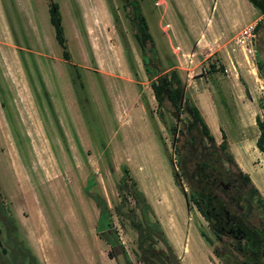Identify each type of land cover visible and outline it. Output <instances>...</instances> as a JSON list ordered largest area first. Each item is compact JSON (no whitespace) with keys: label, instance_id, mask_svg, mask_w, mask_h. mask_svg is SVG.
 <instances>
[{"label":"rangeland","instance_id":"rangeland-1","mask_svg":"<svg viewBox=\"0 0 264 264\" xmlns=\"http://www.w3.org/2000/svg\"><path fill=\"white\" fill-rule=\"evenodd\" d=\"M216 1L218 8L212 1L195 9L189 0H139L156 47V55L148 48L145 55L158 75L175 64L182 80L188 79L184 101L199 108L208 126L214 127L217 120L233 145L237 164L252 179V169L264 171V153L256 146L260 133L256 117L264 121V73L256 66L258 60L264 62V19L255 28L253 45L237 43L241 29L260 14L248 0ZM52 3L61 15L68 61L50 22ZM112 3L134 56L136 78L106 0H0V212L13 220L35 264H116L107 255L109 244L96 231L99 209L84 193L94 179L91 190L105 197L131 262L144 264L138 259L133 217L128 212L122 227L114 211L120 202L116 186L122 178L120 165L127 162L134 174L138 165L144 168L137 175L151 196L161 190L171 206L181 207L174 239L181 249L186 243V253L179 257L182 263L225 264L216 249L224 256L229 251L239 260L249 255L255 264H264V247H259L264 245V231L245 228L247 245L225 237L223 244L194 204L200 140L206 145L209 141L200 127L190 125L185 109H180L177 121L173 114L177 109L167 100L160 119L135 37L132 7L124 0ZM212 13L215 19L210 22ZM191 23L202 37L198 56L190 54L195 46ZM206 34H212V43ZM75 72L79 77L73 82ZM174 125L175 134L170 131ZM182 130L193 137L192 143L183 144ZM247 141L253 145L249 155L244 152ZM214 148L212 144L207 151L213 155ZM212 157L236 170L223 151ZM172 167L184 193L174 181ZM128 204L134 206L131 196ZM8 226L0 222L4 245L5 235L13 232Z\"/></svg>","mask_w":264,"mask_h":264},{"label":"trees","instance_id":"trees-1","mask_svg":"<svg viewBox=\"0 0 264 264\" xmlns=\"http://www.w3.org/2000/svg\"><path fill=\"white\" fill-rule=\"evenodd\" d=\"M248 1L253 5V7L259 12L260 15L264 14V0ZM106 2L120 42L122 44L123 52L129 65L130 71L136 78L137 72L134 63V56L123 30L119 15L112 3V0H106ZM124 2L125 5L129 4L132 7V14L137 30V32L135 33V37L142 53L144 69L149 74L150 86L158 103L157 114L160 116V119H162L161 108L165 105L166 100L170 101V104L176 107L177 114L180 113L181 108L185 109L187 113L186 119H189L188 121L190 125L200 127L202 137L208 139V141L215 146L214 149L218 153L220 152V150L224 152V159L228 163L234 165L236 171L240 176L242 184L244 186H248L249 190L247 189V194L249 195V197H253L258 206L264 211V197L260 194L259 189L253 183L250 176L246 172H244L235 161L233 155L229 150L228 141L226 139L224 131L221 130L223 139L219 144H217L199 108L195 104L187 102L186 100L184 101L183 107L179 105L181 94L185 90V83L182 80L175 64H170L168 72H165L162 75H158L157 69L155 68V66H153L150 58L146 57V48H148L152 53H154V55H156V47L153 36L149 30L146 17L143 15L141 7L139 5V0H124ZM49 17L50 22L54 27L55 38L61 48L62 56L65 60L68 61L70 59V55L66 45L63 26L60 22L61 15L56 3H52L49 6ZM261 19H264V16ZM260 23L261 20L257 23L256 29L259 28ZM256 66L260 72L264 73V62L262 60H258L256 62ZM78 77V72L72 73L73 82H75ZM1 104L2 106H4V103L2 101ZM145 105L147 108L148 103ZM256 122L260 128V133L256 139V146L262 153H264V121H261L257 116ZM176 130V125L171 126L170 131L173 134L176 133ZM157 134L159 139L161 140L158 131ZM181 135L184 136L183 144L185 143V141L192 143L193 137L190 136L188 138L187 132H184L182 130ZM177 138L178 137L173 139L175 140V146ZM162 144L164 143L162 142ZM164 151L168 155L167 149H165ZM168 158L169 162L173 164L172 157L169 156ZM210 163L211 162H209V165ZM204 165L206 167L207 163H204ZM120 168L122 170V178L116 183L120 202L115 205L114 211L120 218V224L122 227L124 226L123 217H125V215L127 216L128 212L133 217L132 223L135 229L138 231V247L140 249V256L138 259L144 264H182L173 245L167 238L151 204L147 200L145 193L142 190L140 183L133 173L132 169L127 162H123L120 165ZM111 169H114L112 165ZM172 174L175 183L180 186L184 193L182 184L180 183V179L174 167H172ZM95 183L96 182L93 179L88 185L86 184L84 187V193L94 201L99 209V217L96 222V231L98 235L102 239H104L110 246L109 250L107 251V255L108 257L113 258L116 264H133L127 254L124 244L119 237L117 228L112 219V213L109 209L105 197L101 192L91 190V187L94 186ZM198 183L199 186L196 188V190L205 187L204 182L198 180ZM128 196L132 197L134 206H130L128 204ZM192 199L200 213L205 218H207L203 203L202 201H199L197 199L194 190H192ZM125 206L129 207L128 211L124 210ZM202 235L204 236V234ZM144 242H147L146 245H144ZM214 252L224 261L225 264H255L252 260H250L249 255H245L246 257H244L243 260H239L238 258L232 256L229 258H225L226 256L218 252V250L216 249H214Z\"/></svg>","mask_w":264,"mask_h":264},{"label":"flooded vegetation","instance_id":"flooded-vegetation-1","mask_svg":"<svg viewBox=\"0 0 264 264\" xmlns=\"http://www.w3.org/2000/svg\"><path fill=\"white\" fill-rule=\"evenodd\" d=\"M170 103V101H169ZM180 105V100H179ZM184 105V99L182 107ZM177 121H180V113L173 111ZM199 153V167L197 180L205 183V187L194 190L197 199L202 201L207 222L218 240L225 244L223 237L231 238L238 244H248L250 237L246 234L247 228L250 231H264V211L258 206L253 197H249L244 191V185L236 170L225 168L222 162H215L218 152L213 149V155L208 152V146L202 140ZM215 150V151H214ZM220 159V158H219ZM218 160V159H217ZM209 162L210 165H209ZM204 163H207L206 167ZM198 183V181H197ZM199 184V183H198ZM218 208V209H217ZM0 222L6 229L11 224L13 232L5 235L6 244L0 241V264H35V257L25 241L17 235L13 220L5 213L0 212ZM263 245V244H262ZM259 247H264L259 246ZM242 253L243 247H239ZM226 257H231L230 252H225Z\"/></svg>","mask_w":264,"mask_h":264},{"label":"crops","instance_id":"crops-1","mask_svg":"<svg viewBox=\"0 0 264 264\" xmlns=\"http://www.w3.org/2000/svg\"><path fill=\"white\" fill-rule=\"evenodd\" d=\"M191 3H193V7L195 8V9H197L198 7H203L204 5H207V4H209V2L210 3H212V1H214V8H218V3H217V1L216 0H189ZM253 6V5H252ZM212 19H215V16H214V14L212 13V16L210 17V22H211V20ZM189 27V26H188ZM189 30H190V33H191V35L194 37V44H195V46H194V48L192 49V51H191V53L190 54H192V56H198V54H199V51H200V49H202V48H200V46H199V43L202 41V37L200 36V31H199V29H196V27H192V23H191V27H189ZM210 35H212V34H210ZM208 36L207 34L205 35V38L207 39V40H209L211 43H212V36ZM226 39H228V37H230V31L229 32H227L226 33ZM225 39V38H224ZM255 40V39H254ZM253 44H254V42H253ZM252 44V45H253ZM226 49V53H227V55H229L230 54V51H229V48L228 47H226L225 48ZM235 49V48H234ZM216 50H218L217 48H215L214 50L212 49L210 52H208L207 50V56H209V55H211V54H213L214 53V51H216ZM220 52H221V55H223L224 56V58L226 59V54H225V52H224V50H220ZM206 56V57H207ZM205 59V58H204ZM227 64H228V62H227ZM229 65V64H228ZM233 65V64H232ZM233 67L235 68V66L233 65ZM231 69V67L229 66L228 68H227V70H230ZM187 82L188 81V79H185L184 80V82ZM186 88H187V86H186ZM211 106V105H210ZM212 108V107H211ZM217 119V118H216ZM208 123V122H207ZM208 125H209V123H208ZM210 127V126H209ZM210 131H211V133L213 134V136H214V138H215V141H216V143H219L221 140H222V133H221V130H222V128H220V126L217 124V120H216V124L214 123V127L213 126H211L210 127ZM228 145H229V150H230V152H231V154L232 155H234L233 157H234V159H235V161H237L236 160V157H235V154H234V148H233V145H232V143L230 142V140H228ZM240 153H243V151H241ZM131 167H134L133 166V164H131ZM247 167L248 168H250L249 167V165H247ZM144 168H139V165H138V168L136 169L137 171H135L134 169V171H135V176H136V178L138 179V181H139V183H140V186H141V188H142V190L144 191V193H145V196H146V198H147V200L149 201V203L151 204V206H152V208H153V210H154V212H155V214H156V216H157V218H158V220H159V222H160V224H161V226H162V228H163V230H164V232H165V234H166V236H167V238L169 239V241L171 242V244L173 245V247H174V249H175V251H176V253H177V255H178V257H181L183 254H185L186 253V249H187V247H186V243H184L183 245H182V249H181V245H178V243H177V241L174 239V233H175V230L178 228V220L180 219V217H181V215L180 214H178V210L180 211V208L181 207H174V206H171L170 205V202H169V200L166 198V195L165 194H163L162 192H161V190H159V191H156L155 190V192L152 194L153 196H151L149 193H148V191H147V189L145 188V185L142 183V180L138 177V175H137V172L138 171H142ZM244 169V168H243ZM251 169V168H250ZM249 169H246L245 171H248ZM156 184L159 186V184H158V180H157V182H156ZM157 186V187H158ZM185 202H186V209H187V211H186V216H187V218H188V222H190L191 221V219H190V213L188 212V205H187V201H186V197H185ZM182 250H183V252H182ZM184 259V258H183ZM184 261V260H183ZM184 264H185V262H183ZM182 263V264H183Z\"/></svg>","mask_w":264,"mask_h":264},{"label":"built area","instance_id":"built-area-1","mask_svg":"<svg viewBox=\"0 0 264 264\" xmlns=\"http://www.w3.org/2000/svg\"><path fill=\"white\" fill-rule=\"evenodd\" d=\"M263 15H260V17L258 18V20H256L255 22H251L249 24H246L240 31V34L238 36H236V42L240 43V44H245L247 46V44H253L254 39L256 37L255 35V28L257 25V22L259 20H261V17H263Z\"/></svg>","mask_w":264,"mask_h":264},{"label":"bare ground","instance_id":"bare-ground-1","mask_svg":"<svg viewBox=\"0 0 264 264\" xmlns=\"http://www.w3.org/2000/svg\"><path fill=\"white\" fill-rule=\"evenodd\" d=\"M243 119V117H242ZM244 122V120H243ZM246 123V122H245ZM244 142V141H243ZM252 143L251 141H247L244 143V152L249 155V152L252 150ZM238 156H240L239 152H236ZM244 163V161H243ZM245 165V163H244ZM251 176H252V181L253 183L262 191L264 194V171L260 169V171H256L254 169L251 170ZM57 255V254H56ZM63 261V260H62Z\"/></svg>","mask_w":264,"mask_h":264},{"label":"water","instance_id":"water-1","mask_svg":"<svg viewBox=\"0 0 264 264\" xmlns=\"http://www.w3.org/2000/svg\"><path fill=\"white\" fill-rule=\"evenodd\" d=\"M183 99H184V92L181 94V98H180V106L182 105Z\"/></svg>","mask_w":264,"mask_h":264}]
</instances>
